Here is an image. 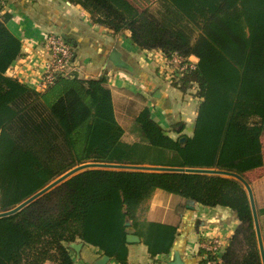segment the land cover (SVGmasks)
I'll return each mask as SVG.
<instances>
[{
  "label": "trees",
  "instance_id": "obj_1",
  "mask_svg": "<svg viewBox=\"0 0 264 264\" xmlns=\"http://www.w3.org/2000/svg\"><path fill=\"white\" fill-rule=\"evenodd\" d=\"M67 1L114 35L130 32L142 51L199 59L197 68L174 84L184 94L194 87L201 99L194 133L187 137L175 129L179 137L170 136L143 96L117 103L106 74L59 77L45 92L8 76L22 42L9 30L11 14L5 12L0 16V212L87 163L215 169L249 183L247 173L264 166V0H157L142 10L129 0ZM134 76L148 84L140 71ZM237 177L85 169L0 218V264H75L70 244L81 242L109 261L128 264L134 245L128 234L138 236L152 258L168 255L190 202L229 208L239 221L220 258L205 254L199 264H263L251 201ZM158 190L175 197L170 222L141 217ZM253 191L264 241V202L257 197L264 195V183Z\"/></svg>",
  "mask_w": 264,
  "mask_h": 264
},
{
  "label": "crops",
  "instance_id": "obj_2",
  "mask_svg": "<svg viewBox=\"0 0 264 264\" xmlns=\"http://www.w3.org/2000/svg\"><path fill=\"white\" fill-rule=\"evenodd\" d=\"M2 1L4 12L11 14L7 26L22 42V53L7 72L8 76L38 89L51 59L42 40L46 32L53 31L75 49L73 74L80 79H98L108 75L109 86L117 103L122 98H132V95L143 96L152 117L161 126L166 130L171 129V132L176 129L187 137L193 136L201 99L193 93L195 102L187 99L186 103L181 101L188 94L176 88L160 71L164 55L161 51L140 50L131 41L130 32L114 35L110 30L94 25L86 11L67 0ZM114 49L122 54V59L133 71L117 68L110 62L109 57ZM138 71L146 76L148 84L135 78ZM261 141L264 152V132ZM246 176L252 191L255 188L258 192L264 183V166L248 172ZM257 197L264 202V195L257 193ZM174 201V196L156 191L146 204V219L170 222L172 215L169 210ZM181 217L179 236L170 254L152 258L141 242L130 246L128 264H173L176 260L183 264H199L203 257L206 258L200 244L217 237L223 242L225 250L239 224L236 213L229 208H210L192 202L188 203ZM72 254L75 264H96L102 257L98 249L86 244L80 255L74 250ZM106 264L118 263L110 260Z\"/></svg>",
  "mask_w": 264,
  "mask_h": 264
},
{
  "label": "built area",
  "instance_id": "obj_3",
  "mask_svg": "<svg viewBox=\"0 0 264 264\" xmlns=\"http://www.w3.org/2000/svg\"><path fill=\"white\" fill-rule=\"evenodd\" d=\"M4 4L0 0V16L5 12ZM42 44L50 54V62L46 66L42 81L38 84L39 92H44L52 87L59 77L73 78L76 75L74 58L75 53L70 44L63 37L53 31L44 34ZM199 59L196 56L182 57L177 53L170 56L163 55V63L159 68L170 83H178L182 77L197 68ZM223 242L217 238H209L200 244L201 249L208 255L219 259L224 252ZM204 264H214L208 261Z\"/></svg>",
  "mask_w": 264,
  "mask_h": 264
},
{
  "label": "water",
  "instance_id": "obj_4",
  "mask_svg": "<svg viewBox=\"0 0 264 264\" xmlns=\"http://www.w3.org/2000/svg\"><path fill=\"white\" fill-rule=\"evenodd\" d=\"M110 62L112 64L120 69H126L129 71H133V68L128 65L123 59H122V54L117 50L114 49L112 53L110 54L109 57ZM187 138H184L182 140H186ZM89 168H107V169H122V170H133V171H148V172H178V173H191V174H207V175H222V176H228V177H237L231 173L228 172H223L215 169H199V168H173V167H159V166H132V165H117V164H100V163H87L80 165L69 172L65 173L55 181H53L51 184H49L47 187L43 188L39 192H37L35 195L30 197L28 200L20 204L18 207L6 211V212H0V218L4 216H8L11 214H14L18 212L19 210L23 209L25 206L30 204L31 202L35 201L39 197L43 196L53 188L59 186L62 184L64 181L67 179L71 178L75 174ZM239 178L245 185L247 191L249 192L250 196V201H251V206H252V211H253V216H254V221H255V226H256V231H257V237H258V242H259V248L261 252V257H262V262L264 264V244H263V238H262V233H261V228L259 224V218L257 214V209H256V204H255V199L253 195V191L250 187V185L242 178ZM189 208H194L193 206H188ZM127 226L130 225V222H127ZM127 242L129 244H140L141 239L134 235V234H128L127 236ZM84 243H72L70 244V248L73 249L78 255H80V252L83 248ZM99 262L96 264H106L109 262V257L103 256L98 260ZM173 264H183L181 261L176 260L173 262Z\"/></svg>",
  "mask_w": 264,
  "mask_h": 264
},
{
  "label": "rangeland",
  "instance_id": "obj_5",
  "mask_svg": "<svg viewBox=\"0 0 264 264\" xmlns=\"http://www.w3.org/2000/svg\"><path fill=\"white\" fill-rule=\"evenodd\" d=\"M138 10H142V9H146V8H153L157 5V0H129ZM1 2L3 3V1L1 0ZM4 4V3H3ZM193 93H197V90L194 89V87L191 86V88H189L187 91H186V94L187 97L185 98H181L178 97L179 99L181 98V101L184 100L183 102H187V100H190L191 102H195L196 101V98H195V95ZM168 134L174 138H178L179 135L178 134H175L174 132H171V129L170 130H167ZM182 135H185V133ZM147 213H148V205L144 206L143 208V211L141 213V217L142 218H146L147 216ZM188 215V214H187Z\"/></svg>",
  "mask_w": 264,
  "mask_h": 264
}]
</instances>
